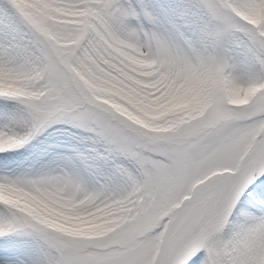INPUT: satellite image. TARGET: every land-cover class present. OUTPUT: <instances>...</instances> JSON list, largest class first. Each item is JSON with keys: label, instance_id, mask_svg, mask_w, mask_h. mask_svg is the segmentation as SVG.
<instances>
[{"label": "snow or ice", "instance_id": "1", "mask_svg": "<svg viewBox=\"0 0 264 264\" xmlns=\"http://www.w3.org/2000/svg\"><path fill=\"white\" fill-rule=\"evenodd\" d=\"M0 264H264V0H0Z\"/></svg>", "mask_w": 264, "mask_h": 264}]
</instances>
